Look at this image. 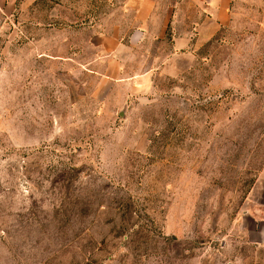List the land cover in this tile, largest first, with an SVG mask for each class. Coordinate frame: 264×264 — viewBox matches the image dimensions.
Wrapping results in <instances>:
<instances>
[{
    "label": "rangeland",
    "instance_id": "1",
    "mask_svg": "<svg viewBox=\"0 0 264 264\" xmlns=\"http://www.w3.org/2000/svg\"><path fill=\"white\" fill-rule=\"evenodd\" d=\"M154 1L1 2L0 264H264V0Z\"/></svg>",
    "mask_w": 264,
    "mask_h": 264
},
{
    "label": "crops",
    "instance_id": "2",
    "mask_svg": "<svg viewBox=\"0 0 264 264\" xmlns=\"http://www.w3.org/2000/svg\"><path fill=\"white\" fill-rule=\"evenodd\" d=\"M2 1L3 0H0V5ZM179 3L180 0H177L169 7L165 15L166 23L169 19L174 17L175 10ZM202 3V10L205 13L209 12V16L212 17L204 15L202 21L199 22L195 30V39L198 43L211 40L220 28L225 27L229 21L228 12L230 0H203ZM127 6L134 12L135 23L139 26L131 33L129 37V46L138 49L145 38L141 27L151 24L153 21L156 11V2L154 0H128ZM189 43L190 41L187 38L179 39L176 41V47L179 49H188ZM253 193L258 195V198L254 200V205L259 208L255 212V222L264 223V168H262L259 173Z\"/></svg>",
    "mask_w": 264,
    "mask_h": 264
}]
</instances>
